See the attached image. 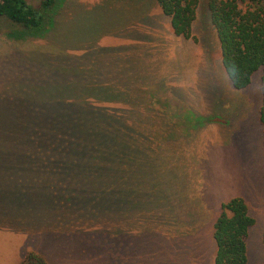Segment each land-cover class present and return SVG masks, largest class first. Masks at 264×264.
Returning <instances> with one entry per match:
<instances>
[{"label": "rangeland", "instance_id": "374dc122", "mask_svg": "<svg viewBox=\"0 0 264 264\" xmlns=\"http://www.w3.org/2000/svg\"><path fill=\"white\" fill-rule=\"evenodd\" d=\"M208 1L198 0L193 40L173 36L151 0H63L57 30L43 39L13 41L0 22V143L4 127L42 105L34 95L59 84V101L83 84L138 91L141 102L151 95L164 124L149 143L134 132L139 151L122 192L96 199L99 210L87 204L89 217L76 194L91 184L88 192H97L96 182L107 191L110 174L95 165L87 170L94 179L73 167H29L18 151L0 150V264H18L29 252L46 264H212V223L233 198L253 220L247 264L263 263L261 71L244 89L230 87ZM65 190L74 192L70 200L61 197Z\"/></svg>", "mask_w": 264, "mask_h": 264}, {"label": "trees", "instance_id": "16d2710c", "mask_svg": "<svg viewBox=\"0 0 264 264\" xmlns=\"http://www.w3.org/2000/svg\"><path fill=\"white\" fill-rule=\"evenodd\" d=\"M151 1L168 18L173 36L193 40L191 26L198 0ZM241 1L209 0L207 8L218 42L220 66L230 87L233 90L244 89L251 75L257 70L261 71L258 122L264 125V0H246L248 4L244 9L238 5ZM62 2L38 0L37 8H33L24 0H0V22L6 23L8 30L5 35L13 41L43 39L57 30ZM112 86L91 84L88 87L83 84L73 98H62L60 101L57 95L60 94L61 85L49 87L31 99L42 105L28 111L23 120L10 122L2 132L5 140L0 143V150L18 151L21 153L18 160L29 167H73L84 173L85 177L94 179L87 170L95 165L102 173L110 174L108 192L104 191L103 183L96 182L94 184L102 186L97 192H88V187L93 186L91 184L82 193L76 194L83 197L82 202L86 203L83 209L86 217H89L87 204L93 202L99 210L100 203L96 199L106 193L110 198V195L119 196L122 192L126 165L130 167L133 164L131 157L135 156L132 154L139 151L135 143L137 134L134 132L146 133L149 143L164 126L163 121H158V116L162 114L154 111L151 95H148L146 102H141L137 97L138 91L130 92ZM68 87L70 85L65 86L66 89ZM133 120L134 127L127 128ZM191 122L193 127V120ZM5 161L9 162V159ZM102 173L95 179H102ZM61 193L65 201L74 194L66 190ZM71 206L74 208L76 205ZM70 216L71 213L67 218ZM252 225L253 220L240 198L220 204L212 223V264H247L245 244L247 231ZM121 231L120 227L116 229L117 234ZM261 244L264 248V231ZM18 264L46 263L40 255L29 252Z\"/></svg>", "mask_w": 264, "mask_h": 264}]
</instances>
